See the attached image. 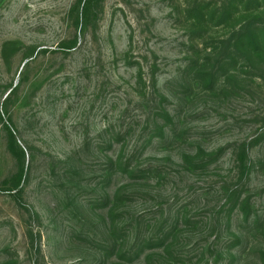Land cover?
I'll return each mask as SVG.
<instances>
[{
  "label": "rangeland",
  "instance_id": "374dc122",
  "mask_svg": "<svg viewBox=\"0 0 264 264\" xmlns=\"http://www.w3.org/2000/svg\"><path fill=\"white\" fill-rule=\"evenodd\" d=\"M77 2L0 0V264H264V0Z\"/></svg>",
  "mask_w": 264,
  "mask_h": 264
},
{
  "label": "trees",
  "instance_id": "16d2710c",
  "mask_svg": "<svg viewBox=\"0 0 264 264\" xmlns=\"http://www.w3.org/2000/svg\"><path fill=\"white\" fill-rule=\"evenodd\" d=\"M100 1L101 0H78L77 4L75 5V9L78 10V8H80L81 16H85L88 10L93 6V4L99 3ZM248 39L256 42L255 36L249 37ZM5 128L8 134V143H7L8 150L11 151L12 153L23 156V151L16 144L15 137L13 136L11 130L7 126H5ZM237 161L242 169L244 168L247 169L246 168L247 167V153L245 152V150H242L241 152L238 153ZM23 172H24V169H23V166L21 165L17 175L15 176L13 180L12 187H9L5 190L14 191L13 193H19L21 191V189L19 188V185H20V182L23 176Z\"/></svg>",
  "mask_w": 264,
  "mask_h": 264
}]
</instances>
